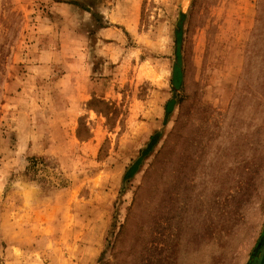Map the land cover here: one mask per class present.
<instances>
[{
    "label": "rangeland",
    "instance_id": "374dc122",
    "mask_svg": "<svg viewBox=\"0 0 264 264\" xmlns=\"http://www.w3.org/2000/svg\"><path fill=\"white\" fill-rule=\"evenodd\" d=\"M263 240L264 0H0V264H254Z\"/></svg>",
    "mask_w": 264,
    "mask_h": 264
},
{
    "label": "trees",
    "instance_id": "16d2710c",
    "mask_svg": "<svg viewBox=\"0 0 264 264\" xmlns=\"http://www.w3.org/2000/svg\"><path fill=\"white\" fill-rule=\"evenodd\" d=\"M183 25H184V19L182 18L178 23V27L176 30V36H175L176 37L175 43H176V60H177V62L175 64L174 70L177 67L181 72V76H182L181 45H182V39H183ZM174 70H173V74H174ZM171 85H172L174 90L179 89V88H177V89L175 88L173 79L171 81ZM175 104H176L175 99H172L167 104L166 109H165L164 124L168 122L170 114L174 110ZM160 137H161V132H155L151 136L149 143H147V145H146V150L144 152L141 151L142 153H140L142 156L137 161H135L133 163V165L131 166V168L128 170L126 177H125L126 180L131 179L132 177H134L138 173V171H139V169L143 163V157L146 156L149 152H151L157 146V144L160 141ZM28 163H29V166L27 167V175L30 174L32 172V170H36V168L38 166L41 168L46 167V168L52 169L51 165L45 163L44 160H37V159L32 158V159H29Z\"/></svg>",
    "mask_w": 264,
    "mask_h": 264
},
{
    "label": "flooded vegetation",
    "instance_id": "af4514ba",
    "mask_svg": "<svg viewBox=\"0 0 264 264\" xmlns=\"http://www.w3.org/2000/svg\"><path fill=\"white\" fill-rule=\"evenodd\" d=\"M254 264H264V262L257 261V262H255Z\"/></svg>",
    "mask_w": 264,
    "mask_h": 264
},
{
    "label": "water",
    "instance_id": "95a60500",
    "mask_svg": "<svg viewBox=\"0 0 264 264\" xmlns=\"http://www.w3.org/2000/svg\"><path fill=\"white\" fill-rule=\"evenodd\" d=\"M262 247H263V249H262V253L264 254V240H263V242H262Z\"/></svg>",
    "mask_w": 264,
    "mask_h": 264
}]
</instances>
